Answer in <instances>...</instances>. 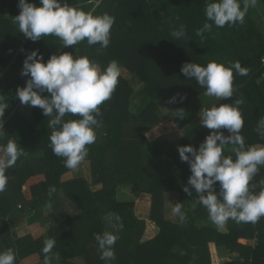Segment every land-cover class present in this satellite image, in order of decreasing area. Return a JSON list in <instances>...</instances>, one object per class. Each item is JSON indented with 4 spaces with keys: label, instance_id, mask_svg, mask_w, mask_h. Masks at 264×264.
Here are the masks:
<instances>
[{
    "label": "trees",
    "instance_id": "obj_1",
    "mask_svg": "<svg viewBox=\"0 0 264 264\" xmlns=\"http://www.w3.org/2000/svg\"><path fill=\"white\" fill-rule=\"evenodd\" d=\"M93 1L67 0L85 12L108 13L115 18L107 48L99 44L89 46L86 40L64 47L54 35L33 42L19 32L13 22L20 11L18 0H0V88L3 91L15 95L18 87L25 86L28 77L21 75L23 61L28 52L36 49L44 61L52 54L68 52L74 58L86 56L103 69L115 60L121 71L140 84L141 94L139 102L132 106L135 88L120 71L111 98L99 106L100 139L88 146L85 159L89 163L90 179L79 168L75 175L63 179L71 170L50 147V117L33 107V120L29 122L17 112L20 101L16 96L11 108L14 112H6L9 123L4 135L17 142L25 154L6 175L9 174L12 182L16 181L17 201L28 200L32 210L45 205L50 207L45 217L51 222L47 240L54 239L56 244L46 256L42 251L46 241L43 236H16L3 219L5 211H0V251L11 249L15 253V264H21L22 259L34 254L40 260L56 255L58 260L52 264H105L100 259L95 236L112 231L107 216L115 213L120 217L122 230L114 246L116 259L112 264H220L217 254L223 252L230 257L222 264H264V217L255 224L229 220L223 228L215 226L207 210L197 202L198 194L193 190L189 195L182 190L191 171L177 151V146L186 144L198 148L212 131L196 119L190 105V101L205 94L206 89L181 73V66L186 62L206 66L214 61L230 66L239 61L242 67L250 69L247 76L233 70L235 93L230 98L218 100L215 97L214 105H235L236 99H242L244 102L239 109L244 126L240 134L245 146H264V138L255 130L264 117V65L260 62L264 56V41L260 36L226 37L220 35L215 25L210 32H205L203 39L197 36L196 29L206 22L204 10L209 1L205 4V0ZM29 2L40 5V0ZM181 24L185 26L186 36L175 39L171 33ZM252 40L257 50L245 51ZM169 106L173 111L166 113L174 114L165 118L163 109ZM79 118L68 114L64 119ZM164 122H170L173 130L184 133L180 143L173 148H165L163 144L148 145L150 134ZM220 131L229 134L226 129ZM233 147L225 146L224 154L235 159ZM261 181H264V166L259 167L250 181V190L254 193L264 190ZM95 185L100 188L94 190ZM123 186L134 187L140 196H149L146 220L136 214L133 200H118L117 191ZM51 187L55 191L49 195ZM215 188L218 193L219 182ZM170 192L183 204L187 217L183 225L176 216L175 221L164 216L165 195ZM64 198L75 206L76 213L65 209ZM148 222L154 228L152 231ZM78 258L82 259L81 263L76 262Z\"/></svg>",
    "mask_w": 264,
    "mask_h": 264
},
{
    "label": "clouds",
    "instance_id": "obj_2",
    "mask_svg": "<svg viewBox=\"0 0 264 264\" xmlns=\"http://www.w3.org/2000/svg\"><path fill=\"white\" fill-rule=\"evenodd\" d=\"M257 3L258 0H209L204 10L206 22L196 29V35L203 39L213 25L223 28L226 24H243L249 8ZM18 7L20 11L13 22L18 25L19 32L33 42L54 35L64 47L76 46L85 40L89 46L99 44L101 48L110 44L115 18L108 13L94 15L70 5L67 0H40L39 6L29 0H18ZM171 35L175 39L185 38V26L181 24ZM233 70L240 76H247L250 71L239 61L230 66L214 61L206 66L186 62L180 69L184 76L206 89L205 95L218 100L230 98L235 93ZM120 71L115 60L102 69L88 57L74 58L68 52L52 54L47 61L36 49L27 53L21 75L28 79L24 87L17 88L15 95L21 104L38 107L45 117H50V147L54 155L64 159L66 168L77 170L88 156V146L96 142L97 130L102 128V121L98 119L102 115L99 106L111 98ZM45 91L48 95H41ZM243 102L236 99L235 105L222 103L205 109L200 122L212 131L198 148L190 144L177 146L180 160L187 162L191 171L182 190L189 195L193 190L198 194L197 202L207 210L209 219L218 228H223L229 220L255 224L264 217V190L258 193L250 190V181L259 167L264 166V146H245V139L240 134L244 120L239 105ZM7 106L0 102V139L4 136L2 117ZM68 114L80 118L65 120ZM221 129H226L229 134L225 135ZM255 130L264 138V117L258 121ZM228 145L234 146L235 159L224 154ZM24 154L23 148L14 140L0 145V192L9 181L7 170L13 168ZM261 184L264 185V181ZM54 191L51 187L49 195ZM172 212L183 225L187 218L183 204L174 203ZM107 219L112 231L96 234L95 239L100 259L105 264H112L116 259L114 246L122 223L115 213H109ZM55 244L54 239L46 240L43 253L47 256ZM15 258L11 249L0 251V264H15Z\"/></svg>",
    "mask_w": 264,
    "mask_h": 264
},
{
    "label": "crops",
    "instance_id": "obj_3",
    "mask_svg": "<svg viewBox=\"0 0 264 264\" xmlns=\"http://www.w3.org/2000/svg\"><path fill=\"white\" fill-rule=\"evenodd\" d=\"M209 0H205V4L206 2ZM95 2V0L93 1ZM225 30H222L221 28H217L220 29V35H224L226 37H231L234 38L236 36H251V38H255L257 36H260L262 38V40L264 41V3L262 0H258V3L256 4L255 7H250L246 16H245V20L243 24H235V25H225L223 27ZM223 31V32H222ZM232 43H235V39L231 40ZM252 44H254V41L252 40L251 43L249 42V44L246 46L247 50L245 51H250L253 50L255 48H253ZM231 47L233 48V45H231ZM257 50V49H255ZM234 51V49H233ZM124 71H121V74L123 75ZM129 75V74H128ZM130 79L134 78L133 76L129 75ZM128 80V78H126ZM129 81V80H128ZM139 89H135V94L132 96L131 99V104H133L132 106H135L138 102H139V95H141L139 93ZM209 99V101L207 100ZM16 100V95H14L12 92L9 91H3L2 88H0V102H4L6 103L8 106L6 107L5 111H4V115L2 117V121H3V128L6 131V124L8 122V118L6 117V112L9 110V113H13L14 111H12V106H14L13 104L15 103ZM192 101H201L200 107H201V111L198 114L195 109H193L195 115H196V119H200V116L202 115V112L213 106L214 103H216V99L215 97H210L207 96L205 94L202 95H198L196 97L193 98ZM191 105V104H190ZM192 107V106H191ZM168 110H172L171 106L166 107ZM163 109V115L165 116V118H169L168 116H171L173 113H166L167 111H165V109ZM169 111V112H170ZM17 112L23 116L25 119H27L29 122H31L33 120V107H30L28 105H23L21 103L18 104L17 106ZM166 113V115L164 114ZM9 123V122H8ZM8 127V126H7ZM102 129H98L97 130V140L100 139V131ZM4 131V132H5ZM176 134V135H175ZM184 133L182 131H177V132H173L170 134H166L162 137V142L158 143V142H149L148 145H156V144H163V146L165 148H173L175 146H177L180 141L181 138L183 137ZM159 139V138H158ZM9 139L6 138V134L3 136V139H0V145H4L7 143ZM154 141V140H153ZM18 165V162L16 163V165L13 168L8 169L7 171H10L12 169H14L16 166ZM79 169L82 171L83 175L86 178L90 179V172H89V163L87 161H83L80 166ZM77 170H71L70 173V177H72L73 175H75ZM85 171H88V173L86 174ZM66 173V174H68ZM7 176H9V174L7 173ZM69 177V178H70ZM14 187H16V181L12 182L9 176V181L8 184L5 188V190L3 192H0V208L2 207L3 210H0L1 212L6 213V216L3 218L9 227L10 231H14L16 233V236L18 237H22L25 235H30L32 238H37L40 236H43L46 240H47V230L51 224L50 221H48L45 217L47 216V214L51 211L50 207L48 205H45L43 207H40V209L37 210H32L30 209V207L28 206V200H18L17 201V197H19L18 194H16V191L14 190ZM131 186H123L120 187L117 191V198L118 200H120L119 198L121 197H128V193H127V188H129ZM100 188V185H95L93 187L94 190ZM134 189V187H132ZM131 191H133L131 189ZM24 195H27L25 192H23ZM173 195L176 196L177 195L173 192L167 193L166 195ZM132 196H134L133 198H123L126 201L128 200H136L135 198H137V196L139 195V193L136 191V189H134V193L132 194ZM165 195V196H166ZM177 199V198H176ZM17 201V202H16ZM177 202V200H176ZM70 203V202H69ZM72 204V203H70ZM2 216H0L1 219ZM168 220L171 221H175V215L172 218H167ZM218 260L220 259V264H222L224 261L229 259V255L226 252H223V254L218 255ZM46 260H47V264H52L53 262H55L56 260H58V257L54 254L50 255L49 258L45 259V260H40L39 257L37 255H31L29 257H26L24 259L21 260V264H46Z\"/></svg>",
    "mask_w": 264,
    "mask_h": 264
},
{
    "label": "rangeland",
    "instance_id": "obj_4",
    "mask_svg": "<svg viewBox=\"0 0 264 264\" xmlns=\"http://www.w3.org/2000/svg\"><path fill=\"white\" fill-rule=\"evenodd\" d=\"M123 76H125L126 78H128L129 82L134 86L135 89H140V84L134 79H130V76L127 74V72H123ZM193 100V99H192ZM190 101V104L192 106L193 109H195V111L199 114L200 111H201V107H200V104H201V101ZM209 101V99H207ZM165 111H170L168 110L167 108L165 109ZM171 112V111H170ZM195 112V113H196ZM166 115V113H164ZM173 126L172 124L169 122H164L163 125L155 128V131H153V133L150 134L149 138L151 139L150 140V143L151 142H158V143H161L162 141V137L166 134H170V133H173V132H177L178 130H173ZM176 135V134H175ZM159 138V139H158ZM154 140V141H153ZM85 173L87 174L88 171H85ZM70 173L68 174H65L63 176V179H66V178H69L70 177ZM131 189L133 191H131ZM135 189V188H134ZM134 189L132 187H129L127 188V193H128V197H121L119 198L120 201H126L125 199L123 198H133L134 196L131 195V193L133 194L134 193ZM177 197L176 196H173L171 194L169 195H166L165 196V210H164V216L166 218H172L174 216L173 212H172V209L174 207V203H176V199ZM136 200H134V203H135V212L136 214L141 217V218H144L145 220L147 219L148 217V211H149V208H150V204H149V196L147 195H142V196H137V198H135ZM64 207L65 209L73 214V213H76L77 211L75 210V206H73V204H70L68 200H66L64 198ZM148 225L150 224L149 222L147 223ZM153 227V226H152ZM150 225H149V230L152 231V228ZM213 254H215V252H213ZM218 256V254H217ZM219 257V256H218ZM220 261V259L218 260V262ZM77 263H81L82 262V259L78 258L76 260ZM27 264H30V263H27Z\"/></svg>",
    "mask_w": 264,
    "mask_h": 264
},
{
    "label": "built area",
    "instance_id": "obj_5",
    "mask_svg": "<svg viewBox=\"0 0 264 264\" xmlns=\"http://www.w3.org/2000/svg\"><path fill=\"white\" fill-rule=\"evenodd\" d=\"M260 62L264 65V56H262ZM262 76L264 77V72H263Z\"/></svg>",
    "mask_w": 264,
    "mask_h": 264
}]
</instances>
